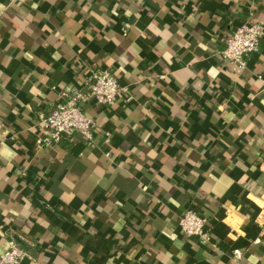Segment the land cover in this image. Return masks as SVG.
<instances>
[{
	"label": "crops",
	"instance_id": "crops-1",
	"mask_svg": "<svg viewBox=\"0 0 264 264\" xmlns=\"http://www.w3.org/2000/svg\"><path fill=\"white\" fill-rule=\"evenodd\" d=\"M264 0H0V254L22 264H264V37L229 34ZM110 70L132 101L39 145L62 91ZM109 132L111 136L106 137ZM207 219V243L182 213Z\"/></svg>",
	"mask_w": 264,
	"mask_h": 264
},
{
	"label": "built area",
	"instance_id": "built-area-1",
	"mask_svg": "<svg viewBox=\"0 0 264 264\" xmlns=\"http://www.w3.org/2000/svg\"><path fill=\"white\" fill-rule=\"evenodd\" d=\"M264 37V22L249 19L238 25L228 36L222 55L228 61L246 68V57L258 53ZM91 96L100 105H112L117 101L130 102L133 99L128 87L107 69L94 70L84 86H72L62 91V99L51 112L42 119L47 133L37 138L39 145L51 146L60 143L65 137L81 133L91 146H95L96 120L88 114L81 103ZM109 138L111 134L105 133ZM207 219L194 208L185 210L179 218V226L187 237H198L202 243L211 239L206 229ZM28 256L27 250L15 238L8 242L4 252L0 254V264H22Z\"/></svg>",
	"mask_w": 264,
	"mask_h": 264
}]
</instances>
